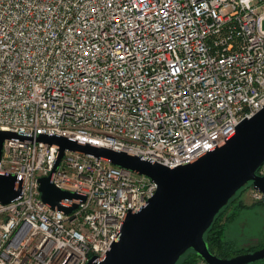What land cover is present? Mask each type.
I'll use <instances>...</instances> for the list:
<instances>
[{
  "label": "built area",
  "instance_id": "2783aa9c",
  "mask_svg": "<svg viewBox=\"0 0 264 264\" xmlns=\"http://www.w3.org/2000/svg\"><path fill=\"white\" fill-rule=\"evenodd\" d=\"M264 107V0H0V264L102 261L148 177L65 151L51 177L70 214L40 199L58 147L38 136L124 152L176 169L232 137ZM264 175V164L257 171ZM255 203L264 194L250 187ZM83 198V199H82Z\"/></svg>",
  "mask_w": 264,
  "mask_h": 264
},
{
  "label": "water",
  "instance_id": "95a60500",
  "mask_svg": "<svg viewBox=\"0 0 264 264\" xmlns=\"http://www.w3.org/2000/svg\"><path fill=\"white\" fill-rule=\"evenodd\" d=\"M23 137L0 132V159L5 140ZM37 143L58 147L51 173L38 179L40 199L52 210L70 214L61 201L78 199L75 194L57 189L51 177L65 151L79 152L113 166L150 178L155 195L137 213H129L118 241L102 261L92 257L87 264H177L189 251L204 264H253L264 260V247L230 258H219L209 251L204 235L215 217L238 191L246 186L264 194V107L252 118L243 120L235 134L213 151L176 169L142 161L124 152L98 148L56 136H38ZM20 195L14 176L0 175V203L9 204ZM83 199V198H82Z\"/></svg>",
  "mask_w": 264,
  "mask_h": 264
},
{
  "label": "rangeland",
  "instance_id": "374dc122",
  "mask_svg": "<svg viewBox=\"0 0 264 264\" xmlns=\"http://www.w3.org/2000/svg\"><path fill=\"white\" fill-rule=\"evenodd\" d=\"M224 212L220 221L223 225L221 241L232 249L230 254H245L264 247V207L253 201L249 187L236 193ZM232 214L233 218L226 221V217ZM189 256L187 254L184 258ZM193 264L204 263L196 261ZM253 264H264V260Z\"/></svg>",
  "mask_w": 264,
  "mask_h": 264
},
{
  "label": "trees",
  "instance_id": "16d2710c",
  "mask_svg": "<svg viewBox=\"0 0 264 264\" xmlns=\"http://www.w3.org/2000/svg\"><path fill=\"white\" fill-rule=\"evenodd\" d=\"M246 187L247 188L248 187L250 188V186H246ZM244 188H242L240 191H242ZM240 191H238V192H240ZM232 199L219 212V214L215 217V219H214L211 227L209 228V230L204 235V239L208 243V246H209V251L213 255H216L219 258H230V256H235L237 254H241V253L230 254V253H232V249L228 245H225L224 243H222V241H221L222 232H223V227H222L223 225H222V223L220 225L221 217H222L223 213H225L224 211L226 210V208L228 207V205L230 204V202L232 201ZM258 206H260V205H258ZM232 218H233V214L231 216H227L226 217V221H230ZM187 254H190V256L188 257L189 259L188 258L187 259L184 258ZM196 261H200V260L197 258L196 254L194 252L189 251L188 253H186L179 260V262L177 264H193Z\"/></svg>",
  "mask_w": 264,
  "mask_h": 264
},
{
  "label": "crops",
  "instance_id": "0c3cea01",
  "mask_svg": "<svg viewBox=\"0 0 264 264\" xmlns=\"http://www.w3.org/2000/svg\"><path fill=\"white\" fill-rule=\"evenodd\" d=\"M260 208H258V210H259Z\"/></svg>",
  "mask_w": 264,
  "mask_h": 264
}]
</instances>
